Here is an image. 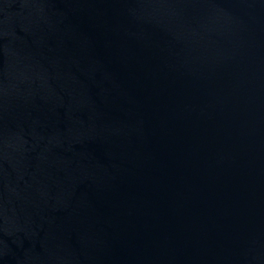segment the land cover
<instances>
[{"label": "water", "instance_id": "water-1", "mask_svg": "<svg viewBox=\"0 0 264 264\" xmlns=\"http://www.w3.org/2000/svg\"><path fill=\"white\" fill-rule=\"evenodd\" d=\"M0 264H264V0H0Z\"/></svg>", "mask_w": 264, "mask_h": 264}]
</instances>
